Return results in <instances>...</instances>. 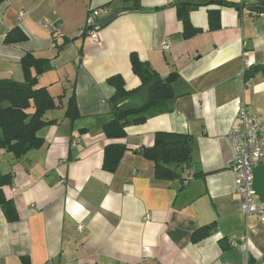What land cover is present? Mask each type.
Returning a JSON list of instances; mask_svg holds the SVG:
<instances>
[{
  "label": "crops",
  "instance_id": "obj_1",
  "mask_svg": "<svg viewBox=\"0 0 264 264\" xmlns=\"http://www.w3.org/2000/svg\"><path fill=\"white\" fill-rule=\"evenodd\" d=\"M221 1L229 4L139 0L135 9L122 0L0 2V80L23 82L21 58L31 54L38 59L30 68L34 87L60 102L43 114L50 122L37 131L40 147L20 157L0 149V176H10L0 189L18 214L9 221L0 206V264L264 263V222L241 212L229 137L240 127L239 106L264 119V70L248 77L242 70L245 54L249 68L264 67V12L247 10L264 8V0ZM101 6L125 10L98 24L94 42L83 27L88 9ZM178 6L199 32L183 35ZM45 19L63 35L47 32L40 25ZM15 27L26 39L4 43ZM131 52L163 78L174 73L173 97L144 112L143 121L128 122L123 136L110 137L104 126L113 119L114 88L107 78L119 74L126 89L139 85ZM72 96L78 116L71 119L65 111ZM159 132L193 139L191 166L171 167L173 178L157 177L153 161L135 151L152 146ZM109 143L127 147L113 172L102 168ZM252 176L264 201V162ZM210 225L206 236L192 240ZM242 236L246 242L230 245Z\"/></svg>",
  "mask_w": 264,
  "mask_h": 264
},
{
  "label": "trees",
  "instance_id": "obj_2",
  "mask_svg": "<svg viewBox=\"0 0 264 264\" xmlns=\"http://www.w3.org/2000/svg\"><path fill=\"white\" fill-rule=\"evenodd\" d=\"M122 1L130 2L135 9L140 8L139 0ZM220 3L229 4L221 0ZM177 10L185 37L200 31L189 23L186 7L184 12L182 6H178ZM84 33L83 31L82 34ZM25 39L26 35L23 31L15 27L6 32L3 42L15 44ZM37 61L38 59L33 58L31 54L22 56L21 62L25 75L23 82L0 80V149L12 152L15 157H20L28 150L42 145L43 140L37 135V131L50 122L43 119V114L46 110L60 105L59 99L52 97L46 88L34 87L37 78L36 74L33 75L30 72V68ZM129 63L132 72L140 80L138 86L126 89L119 74L107 78V82L114 88V93L108 100L113 110V119L104 126L105 133L110 137L123 136L128 122L143 121L144 112L173 97L170 83L174 73L163 78L134 52L129 54ZM261 70H264L263 66H251L245 71L244 77L252 76ZM65 115L71 119L78 116L74 96L68 100ZM192 148L193 139L189 135H170L159 132L155 134L152 146L140 147L135 151L153 161L157 177L173 178L177 174L171 167L191 166ZM126 150L127 147L122 143L105 145L102 168L108 172L115 171ZM9 177V175L0 176V187L10 182ZM0 206L9 221L18 219L14 205L4 198L1 189ZM210 227L211 225L197 229L191 236L192 240L196 241L206 236Z\"/></svg>",
  "mask_w": 264,
  "mask_h": 264
},
{
  "label": "built area",
  "instance_id": "obj_3",
  "mask_svg": "<svg viewBox=\"0 0 264 264\" xmlns=\"http://www.w3.org/2000/svg\"><path fill=\"white\" fill-rule=\"evenodd\" d=\"M23 13V11H19L18 16L21 17ZM109 13L110 11L105 6L88 9L83 31L92 41L97 42L99 40V19ZM40 25L55 37L63 35L61 26L57 23L45 19ZM250 65L251 62L245 54L243 56L242 70L245 71ZM237 118L240 121V127H232L229 131L233 150L231 170L235 178V191L240 200L241 212L244 215H255L259 221L264 222V201L258 199L252 188V168L264 162V119L249 114L242 105L238 108ZM10 191L16 193L18 189L17 187H11ZM148 216L146 214L145 218H148ZM82 227V225H79L78 229L81 230ZM251 231L255 232L256 230L253 228ZM240 242H246V237L242 236L239 240L235 238L230 239L232 247H237ZM75 264L93 263L84 262Z\"/></svg>",
  "mask_w": 264,
  "mask_h": 264
},
{
  "label": "water",
  "instance_id": "obj_4",
  "mask_svg": "<svg viewBox=\"0 0 264 264\" xmlns=\"http://www.w3.org/2000/svg\"><path fill=\"white\" fill-rule=\"evenodd\" d=\"M125 9L124 8H119V9H116L114 10L113 12L109 13L108 15L102 17L98 24L99 26H104L105 24H107V22H109L111 19H113L116 15H118L119 13H121L122 11H124ZM247 10L248 11H253V12H264V8H256L255 6H250V7H247Z\"/></svg>",
  "mask_w": 264,
  "mask_h": 264
}]
</instances>
